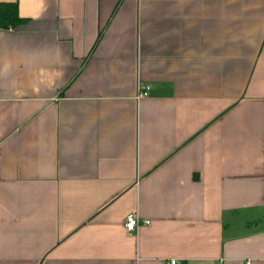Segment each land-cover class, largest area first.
I'll list each match as a JSON object with an SVG mask.
<instances>
[{
	"label": "crops",
	"instance_id": "1",
	"mask_svg": "<svg viewBox=\"0 0 264 264\" xmlns=\"http://www.w3.org/2000/svg\"><path fill=\"white\" fill-rule=\"evenodd\" d=\"M0 3V264H264V0Z\"/></svg>",
	"mask_w": 264,
	"mask_h": 264
},
{
	"label": "trees",
	"instance_id": "2",
	"mask_svg": "<svg viewBox=\"0 0 264 264\" xmlns=\"http://www.w3.org/2000/svg\"><path fill=\"white\" fill-rule=\"evenodd\" d=\"M25 23L17 3H0V29H13Z\"/></svg>",
	"mask_w": 264,
	"mask_h": 264
},
{
	"label": "built area",
	"instance_id": "3",
	"mask_svg": "<svg viewBox=\"0 0 264 264\" xmlns=\"http://www.w3.org/2000/svg\"><path fill=\"white\" fill-rule=\"evenodd\" d=\"M149 90H150L149 85L140 86L138 92V98L146 97L148 95ZM149 224H150L149 220H142L138 216L130 214L126 218L125 228L129 234H132L135 231H137L141 226L149 225ZM169 264H179V262L176 259H172L170 260ZM247 264H249V262Z\"/></svg>",
	"mask_w": 264,
	"mask_h": 264
}]
</instances>
